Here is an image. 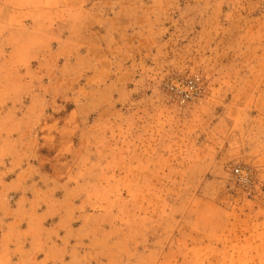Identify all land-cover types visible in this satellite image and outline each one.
Instances as JSON below:
<instances>
[{"label": "rangeland", "instance_id": "obj_1", "mask_svg": "<svg viewBox=\"0 0 264 264\" xmlns=\"http://www.w3.org/2000/svg\"><path fill=\"white\" fill-rule=\"evenodd\" d=\"M0 264H264V0H0Z\"/></svg>", "mask_w": 264, "mask_h": 264}, {"label": "built area", "instance_id": "obj_2", "mask_svg": "<svg viewBox=\"0 0 264 264\" xmlns=\"http://www.w3.org/2000/svg\"><path fill=\"white\" fill-rule=\"evenodd\" d=\"M202 87V82L200 77H194L189 81H177V83L172 84L170 87L171 97L176 99L180 103H185L191 100L196 99L199 95ZM235 174L238 179L243 182H247L248 172L242 170L241 168L235 169Z\"/></svg>", "mask_w": 264, "mask_h": 264}]
</instances>
